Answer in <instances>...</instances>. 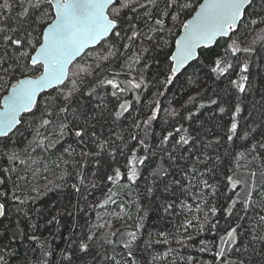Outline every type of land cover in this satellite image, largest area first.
Listing matches in <instances>:
<instances>
[{
  "label": "trees",
  "instance_id": "1",
  "mask_svg": "<svg viewBox=\"0 0 264 264\" xmlns=\"http://www.w3.org/2000/svg\"><path fill=\"white\" fill-rule=\"evenodd\" d=\"M200 1L192 0L194 9ZM160 7L163 8V0ZM190 15H183L181 19L186 20ZM167 24L172 27V21H167ZM180 29L179 26L173 28L175 35L168 37L171 45L164 51L155 48L153 42L144 41L142 45L136 42L132 50H121L116 59L97 70L101 76L119 72L121 75L118 78L121 80L138 76V73L143 74L147 87L135 93L130 92L125 97L132 99L136 94L140 96L141 103L136 104L133 100L131 115L126 113L125 117L116 121L106 112L103 117L93 120L95 113L92 109L99 101L94 97L80 96L78 103L74 101V111L77 115L83 113L79 116L80 122L87 118L93 125L88 129L89 136L84 137L83 144L79 142V138L69 133L53 139L52 146H48L52 139L49 133L55 128L41 127L39 112L35 116L31 113L22 114V123L10 135L0 138V180L4 181L0 184V192L6 194L0 196V202L5 204L6 211V215L0 219V255L4 256L7 264H27V259L32 256V264H69L65 256H71V264H113L108 259L111 256H115L121 264L128 259L130 264L132 258L127 257V250L123 249L121 243L122 235L123 239H127L129 231H136L138 236L132 247L136 264H173L174 261L180 264L181 257L184 258L183 264H187L189 255L211 264L212 255L199 253L197 249L201 239L211 241L214 237L207 227L203 233L198 232V229L204 223L205 212L212 218L209 207L220 208L226 203L224 196L233 195L225 188L226 175L248 180L249 173L256 172L257 182H264V149L257 147L255 152L251 151L254 144L264 141V60L256 58L250 65L247 93H239L230 84V79L238 78L236 73L221 77L212 73L211 61L220 51L217 46L211 50L200 49L197 59L177 74L172 84L164 87L158 83V80L164 78L158 69L167 63L165 53L173 51L174 40ZM262 29L264 25L246 34L242 29V38L260 48L264 45ZM143 48L148 51H142ZM99 51L100 54L104 52L103 49ZM137 53L141 56V62L131 63V67L137 71L130 73L126 59L132 57L134 60ZM145 64L149 65L147 70L144 69ZM93 79L95 77L85 79L82 91L88 90ZM98 91L105 96L109 112L113 111V105L117 102L116 98L110 96V88ZM161 92L163 95L158 94ZM5 93V89L0 92V99ZM211 99H216L217 104H210ZM157 102L161 110L157 119L152 122L150 134L146 138L150 153L154 155H150L145 164L140 166L141 177L132 184L126 179L125 167L126 156L130 153L125 150V155L122 156L117 151L114 161L107 149L100 151L96 143H93L90 133L95 131L99 141L114 140L115 144L110 145L112 148L122 145V141L116 138L122 136L123 142H127L129 148H132L136 146V141L130 140L129 134H138L143 138V121L151 114ZM201 104L204 107L201 108ZM236 104H240L242 108L237 116L238 135L228 141L227 128ZM220 106L225 107V113L219 112ZM173 112L177 113L175 117ZM190 112H195L196 115L191 120L185 119ZM137 116L141 128L133 129L132 120ZM69 119H72L71 114ZM180 125L189 129L194 140L183 147L176 145L175 150L174 140L162 146L163 135L168 131L174 132ZM244 132L249 133L246 139L241 138ZM183 134L174 132L175 139ZM41 140L44 144L38 146ZM82 151L100 154L83 156L80 154ZM170 152L176 157L175 160L169 158ZM205 153L213 157L209 166L217 169V174L210 183L217 184L222 194L209 196L207 206H203L200 200L188 198L179 186L172 184L175 180H181L182 184L191 180L193 167L203 171L204 165L197 163L196 157L205 160ZM137 154L145 153L141 149ZM216 156L220 157L219 164L215 161ZM115 167H120L121 172L125 173L120 186L112 185L106 180ZM157 167L168 170L169 174L163 181L151 176ZM78 174L85 177L83 184L80 183ZM93 183L99 187L92 188ZM166 183L171 185L170 191H164ZM149 186L153 187L151 194L147 191ZM108 188L116 193L112 197L116 204L108 203L104 207L93 208V205L105 200ZM243 195L244 192H241V196ZM168 204H172L173 208L166 212ZM197 204L202 205L203 211H196ZM236 211L240 212L239 206ZM257 213L264 215L259 210ZM257 213L253 214L252 220L242 222L244 229L256 227ZM213 219L220 221L218 237L228 227L229 221L223 212ZM230 220L235 221L236 217ZM188 221H191V226H188ZM160 233L165 235L161 236ZM89 234L95 237L91 241L87 240ZM257 234H264V229H258ZM188 236L195 237V240L188 241ZM82 239L90 245L87 253L79 252L78 245ZM177 239L185 240V245L182 247L176 242ZM249 240V236L243 237L244 244H248ZM253 247L255 251L250 250L244 257L246 264H264V255H260L264 245L255 243ZM62 250H65L63 255Z\"/></svg>",
  "mask_w": 264,
  "mask_h": 264
},
{
  "label": "snow or ice",
  "instance_id": "2",
  "mask_svg": "<svg viewBox=\"0 0 264 264\" xmlns=\"http://www.w3.org/2000/svg\"><path fill=\"white\" fill-rule=\"evenodd\" d=\"M160 3L161 0H0V87H4L7 92L3 99H0V137H7L17 125L22 123V114L31 113L35 116L39 112L41 127L55 128L49 133L52 139L49 140L48 146H52L53 139L69 133L79 138V142L83 144L84 137L89 136L88 129L93 125L87 118L80 122L79 116L83 113L77 115L74 111V101L78 103L80 96L94 97L99 101L92 109L95 113L92 116L93 120L103 117L106 112L116 121L125 117L126 113L131 115L133 100L136 104L141 103L140 96L136 94L132 99L125 97L130 92L135 93L147 87L143 74L138 73V76L121 80L118 78L121 75L119 72L101 76L97 70L103 69L104 65L116 59L121 54V50H132L136 42L141 45L144 41L153 42L155 48L164 51L170 47L171 42L168 37L175 35L173 28L177 26L181 28L182 34L174 40V50L165 53L167 63L158 69L159 74L164 77L158 80L159 84L164 87L172 84L177 78L179 69L197 58L198 49L211 50L217 46L220 51L211 61L212 73L217 77L231 76L236 73L238 78L230 79V84L239 93H247L250 65L256 58L264 60V45L256 48L252 43H247L242 38L241 30L243 29L246 34L264 25V0H259L258 5L257 0H203L195 9L192 0H163V8L160 7ZM192 11L195 14L191 15L190 19H181L183 15H190ZM169 20L172 21V27H168ZM99 49L104 50L103 54H100ZM142 51H148V49L143 48ZM140 62L141 56L138 53L134 60L128 57L126 63H129V72L137 71L131 67V63L139 64ZM148 67L149 65H144L145 70ZM88 77H95V79L87 91H82V85ZM108 88H110V96L116 98L117 102L113 105L114 110L111 112H109L105 96L98 91V89ZM45 93L46 96L43 95ZM158 94L163 95L162 92ZM209 103L215 105L217 100L211 99ZM200 107L204 105L201 104ZM160 110L157 102L151 114L143 121V138L138 134H129V139L136 141V146L132 148H129L127 142H123L122 136L116 137L122 141V145L112 148L110 145L115 144L114 140L99 141L95 131L90 133L93 143H96L100 151L107 149L112 160L115 161L117 151L122 156L125 155V150L130 153L126 156L125 167L126 179L132 184L141 177L140 166L145 164L150 155H154L150 153V145L146 142V138ZM241 111L240 104H236L230 126L227 128L228 141H232L238 135L237 116ZM219 112L225 113V107L220 106ZM172 115L175 117L177 113L173 112ZM194 115H196L195 112H190L185 119L191 120ZM131 127L141 128L138 116L132 120ZM174 132L184 134L179 135V139H175ZM174 132L168 131L163 135L162 146L174 140L173 150H175L176 145L183 147L194 140V137L189 134V129L183 125L176 127ZM248 135V132H244L241 138L246 139ZM216 142L219 143L218 140ZM43 144L44 141L41 140L38 146ZM257 147L264 149V141L254 144L251 151L255 152ZM141 149L144 155L137 154ZM80 154L99 156L100 153L82 151ZM168 156L171 160L176 159L172 152L168 153ZM205 156V160H201L199 156L196 157V162L204 165L203 171L193 167L192 179L186 184H182L181 180L172 182L179 186L188 198L202 201L203 206L208 205L209 196L222 195L218 185L210 183L217 174V169L209 166V161H212L213 157L206 153ZM215 161L219 164L220 157L216 156ZM168 174L167 169L157 167L151 176L163 181ZM256 175V172H250L248 180L226 175L225 188L233 195H225L226 203L220 208L209 207L212 218L208 217L207 212L204 213L205 220L198 232L203 233L207 227L214 239L211 241L201 239L197 251L211 254L213 257L211 264H246L244 257L250 250L255 251L253 245L255 243L264 245V234H257L258 229H264V215L257 213V210L264 212V182L258 183ZM78 177L83 184L85 177L80 174ZM123 179H125V173L121 172L120 167L112 169V174L106 177V180L115 186H120V181ZM155 182L154 179L153 184ZM2 183L4 181L0 180V184ZM73 187L79 191L78 187L75 185ZM97 187H99L98 184H92V188ZM170 190L171 185L166 183L164 191ZM107 191L105 200L93 205V208L104 207L108 203L116 204L112 198L116 193L112 188H108ZM147 191L151 194L153 187L149 186ZM241 192H244L243 196ZM3 195L6 194L0 192V196ZM237 206L240 212L236 211ZM172 208L173 205L168 204L165 211ZM196 211H203L201 204H197ZM220 212H223L229 223L223 230V234L217 237L220 221L213 218H216ZM254 213H257L256 227L244 229L242 222L252 220ZM5 215V204L0 203V217ZM116 215L119 216V213ZM232 217H236V220L231 221ZM187 224L191 226V221ZM112 235L115 236L116 233ZM126 235L127 239H123L122 235V247L127 250V257L132 258L130 264H136L132 247L138 239L137 232L129 231ZM160 235L165 234L160 233ZM245 235L250 237L248 244L243 243ZM31 238L35 239V237ZM94 238L92 234L87 235L88 241ZM186 239L194 241L195 237L188 236ZM106 242L113 243V241ZM176 242L182 247L185 245L183 239H177ZM89 247L90 245L83 242V239L78 245L81 253H87ZM64 251L62 250V255ZM260 255H264V250ZM65 259L71 264V256H65ZM108 259L113 264H121L115 256ZM183 261L184 258L181 257L180 264H183ZM0 264H7L3 255H0ZM124 264H129V260L125 259ZM173 264L176 262L174 261ZM187 264H206V262L197 260L194 255H189Z\"/></svg>",
  "mask_w": 264,
  "mask_h": 264
},
{
  "label": "water",
  "instance_id": "3",
  "mask_svg": "<svg viewBox=\"0 0 264 264\" xmlns=\"http://www.w3.org/2000/svg\"><path fill=\"white\" fill-rule=\"evenodd\" d=\"M202 2H203V0L200 1V3H202ZM198 6H199V4L196 6V8H198ZM194 14H195V12H193L191 15H194ZM191 15H190L187 19H190V18H191ZM179 34H182V30H181V29H180ZM179 34H178V36L176 37V39L179 37ZM173 50H174V48H173ZM199 50H200V49H198L197 52H198ZM197 56H198V55H197ZM196 59H197V58L193 59L192 61H189L187 65H189L190 63H192V62L195 61ZM187 65H186V66H187ZM186 66L183 67V68H181V69H179L178 74H179L183 69H185ZM6 94H7V92H6L4 95H6ZM4 95H3V96H4ZM3 96L1 97V99H3ZM24 114H25V113H24ZM17 126H18V125H17ZM17 126H16V128H17ZM16 128H15V129H16ZM15 129H13V131H14ZM13 131H12V132H13ZM12 132H11V133H12ZM11 133H9V135H10ZM0 138H5V137H0ZM0 203H1V202H0ZM1 218H2V217H0V219H1Z\"/></svg>",
  "mask_w": 264,
  "mask_h": 264
},
{
  "label": "rangeland",
  "instance_id": "4",
  "mask_svg": "<svg viewBox=\"0 0 264 264\" xmlns=\"http://www.w3.org/2000/svg\"><path fill=\"white\" fill-rule=\"evenodd\" d=\"M4 89H5L4 87H0V92H1L2 90H4ZM33 260H34V257H33V256L30 257V258H28V259H27V264H32Z\"/></svg>",
  "mask_w": 264,
  "mask_h": 264
}]
</instances>
